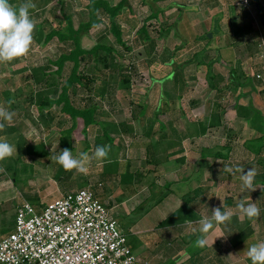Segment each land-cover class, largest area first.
Here are the masks:
<instances>
[{
  "label": "crops",
  "instance_id": "crops-1",
  "mask_svg": "<svg viewBox=\"0 0 264 264\" xmlns=\"http://www.w3.org/2000/svg\"><path fill=\"white\" fill-rule=\"evenodd\" d=\"M220 1L222 0H147V3H152L153 8H155L157 2H168L170 12L166 14V16L164 15V19H166L165 21L167 23L171 22L168 24L170 26L172 25L171 30H173V32L176 31L174 25L180 22L179 27L182 28L186 25L182 24V22L186 23L189 20L192 22L193 28L199 29L201 33L203 32V35L199 33L202 40L199 39L194 43L195 46H200L198 50L195 51L198 53H210L215 51L214 47H212V42L216 35H221L222 33L221 22L223 19H225V39L226 41L228 40V42L232 41L231 38L234 33L231 32L230 22H228L229 8H232L237 13L234 18H232L234 20L233 26L237 23L239 28H241L246 24L241 33L244 44L241 46L242 48H236L233 51V58L238 63H235L234 60L227 61L228 66L225 63L228 69L235 67L237 70L240 77L238 82L239 85L235 89L228 87L225 92L223 91L220 95L216 92H214L216 95H213V98L215 97L213 101H219L225 97V112L223 109L222 114V117H225V125L223 126V130H225L221 131L224 133L231 132L232 134L237 132L236 135H238L239 139L236 141L239 142L235 143V141H233L231 143L233 145L231 148L233 150L239 143V149H244L242 153L239 152L240 157H238V159H235V161L230 160L231 151L229 157L225 160V165H222L220 160L215 159L213 161V159L206 157L205 159L202 158V160H204L203 163L207 165L197 168L199 165L198 162L201 159L199 152L202 148L219 147L225 144V142H222V144L215 143L213 146L199 144V139L206 136V133L214 128L211 127L208 128L206 133L201 137L189 138L182 141V149L179 153L171 155L163 160L157 167L152 169L151 165L146 166L143 162L141 163V158H143L144 155V143L147 139L136 136V139H130L127 145V139L125 138V148L112 145L108 152L107 159L97 160L96 164L102 163L108 167L110 173L107 172V168L105 169L108 175L106 174L103 176V174H101L100 177H97L93 175L89 176V174H86L87 172H84L80 174V176H82L80 180L81 184H78V182L73 184V182H76L75 179L78 178L80 173L74 170L72 174L67 173L68 175L64 178L68 179L65 183L61 184L53 179L51 173H46L47 180L54 183V185L48 183L37 186L27 185L28 190L38 196L39 202L42 204L41 207L61 197L70 190L90 187L99 202L110 211L111 217L117 221L120 229L123 228L121 223H118L119 219L125 215L127 218L129 214L136 210H132L134 207L137 205L140 206L143 203V197L147 198L150 196L146 191V186L157 183V185L161 187L168 188L167 193L169 192V195H167V193L164 194L159 203L154 204L153 209L146 211L138 220L134 223H130L126 229L127 233L133 237L134 245H131L130 248L131 250H135V258L146 264H249L244 252L246 246L256 241L264 240V0H255L256 2L254 0H249L250 3L248 6L240 5V0H224L226 4L225 13L218 9L221 6L220 4H222ZM198 7L200 11L202 9L203 13L201 15ZM186 9L189 10V18L185 15ZM82 11L84 12L83 9ZM131 12L133 13V10ZM161 12H163V10H161ZM178 12H181V14L176 16ZM160 13H158L157 19ZM201 24H204V28L201 27ZM251 24H253V28L254 25L255 28L257 26V29H251ZM208 26L210 28L214 27L213 29L215 32L214 37L211 34L210 39L206 38V40H211L210 42L203 40V36L209 31ZM177 34L179 33H176V35ZM174 35L175 34H173V36ZM233 39L235 38L233 37ZM187 44L189 45L190 43ZM176 45L177 44L173 43L171 49L173 50ZM183 49L184 47L180 48L174 57H177V54L180 55ZM209 57L210 56L206 57V59ZM167 60L165 59L164 61L166 62ZM218 63L219 62L216 63L214 69H210L211 73L221 74L225 78L223 75L224 73L218 71L220 68V64ZM161 64L166 69L169 68L164 62H161ZM188 65H192L195 71H197L200 66L197 65L195 61H192ZM223 83L226 84L225 81ZM209 93H212V91ZM201 97L202 95L195 98L200 100L201 103L194 109L197 110L203 107V111L201 112L203 114L201 118L203 119L207 116L210 106L206 107L207 97ZM237 106H241L245 109L248 107L250 110L246 109L249 112H243L242 117H239L235 110ZM115 108L116 110L114 109L113 115L111 113L112 117L109 121L112 120L113 117H117L115 115L117 111L116 105ZM173 114L179 120L182 117L180 111L176 109H174ZM169 115L170 113H164L161 117L162 121L166 122L168 118L165 116ZM163 116L165 118H163ZM244 117L248 119H244ZM240 120H242L241 125ZM30 124L29 122V127L24 131V135L27 134L26 131H30V127H32ZM134 124L136 123L132 122L131 124L134 130L141 132L142 128ZM175 126L177 127L179 124L175 123L174 127ZM221 127L217 126L215 128ZM33 128L35 127L33 126ZM33 128L31 131H33ZM91 129H94V132L96 130L95 128ZM91 129H89V133ZM41 132L44 138L42 141L38 140V144L42 142V145H44L43 147L48 149L49 155L46 157L45 161L51 162L53 159L52 156L57 153L55 152L52 154L49 149H56L58 143L55 139L51 140L48 137L47 139L49 142L47 143L46 141L45 136L48 132L53 135L54 131L52 129L50 131L41 129ZM248 133L253 134V136L248 138ZM256 134H258V136H256ZM262 136L263 140L261 143L256 144L257 147L253 148L254 152L248 150L250 149V146L247 147L249 142H244ZM96 137L97 135L95 139ZM31 139L34 140L33 137ZM244 139L246 140L244 141ZM26 140L29 142L28 138H26ZM74 142L78 144L76 151L78 153H74L73 147L72 152L73 155H78L83 152L84 143L79 144L77 141ZM29 143L32 144L31 142ZM88 143L89 149L85 151V153L88 152L89 156H91V153L95 149L96 140L93 144H90L88 140ZM191 150H194V153L188 156ZM137 154L142 156L135 157ZM188 158L192 159V161L188 160ZM143 161L145 160L143 159ZM218 161L220 165L219 172L221 171L220 173L222 175V178H219L218 181L220 180L221 183L225 181V184L223 183L225 189L222 187L221 191L218 189L217 192L215 190L216 184L214 185L215 181L212 179L211 173H214V167ZM90 164L91 162L89 161L86 167ZM183 166L189 167L190 172L183 171ZM229 167L232 169L230 172L226 170ZM250 168L254 170L255 177L253 186L257 188L252 191H245L241 188L240 169H242V172H246ZM206 172H208V175ZM161 175L169 178V180L161 181V183L158 181ZM170 176H174V178L172 179ZM88 178L94 180L89 184L90 181ZM103 182H105V185L102 184ZM174 186L176 192L170 190V188ZM144 193L145 196L143 195ZM112 194L113 196H111ZM114 194H116L115 197ZM190 195L193 196L189 198ZM0 201L4 202L2 200ZM252 202L256 203V206L260 209V213L258 216L250 219L238 205L241 203L246 205ZM221 204L223 205L222 210H227L231 213L230 220L220 224L214 223L207 234V245L203 248L193 246L194 250L187 254L184 247L176 243V237L183 235L192 237V240H195L200 234V226L198 223H195V221H198L201 216H211V210L215 207H220ZM234 208H237L239 211H231L234 210ZM40 210L41 208L38 207L37 211ZM179 212L180 214L179 217L176 218V221H166L170 216ZM7 234L8 233H5L2 238ZM157 243H161L163 246L157 249L155 246Z\"/></svg>",
  "mask_w": 264,
  "mask_h": 264
},
{
  "label": "trees",
  "instance_id": "trees-1",
  "mask_svg": "<svg viewBox=\"0 0 264 264\" xmlns=\"http://www.w3.org/2000/svg\"><path fill=\"white\" fill-rule=\"evenodd\" d=\"M53 1L32 0L34 7L30 9V15L34 23L33 41L42 40L44 45L52 40L59 43V51L55 58H47L41 64L29 68L23 67L13 72L12 75H18L23 87L20 88L19 86L16 91L12 87L8 92L3 89L0 90L1 107L7 108L11 113V119L4 122V126L0 128V138L6 139L13 145L11 156L0 159V170L9 173V179L13 184H15V180L12 177L14 170L12 165L16 161L26 156L35 159L49 155L48 149L43 147L42 142L32 145L24 137V131L29 127V122L40 133H42L41 129L54 131L49 138L55 139L58 143L56 153L63 148L73 151L74 141L79 144L84 143L82 151H87L89 149L87 135L91 128H96L95 147L107 144L110 147L116 145L119 148H125V138L133 140L136 139V136L144 137L147 140L144 143L143 159L145 161L143 163L146 166L151 165L152 169L171 155L179 153L182 149L181 142L185 139L198 138L203 136L208 128L224 126L221 124L223 108L218 100H214L210 104L208 114L203 119L201 118L195 123L181 120L183 112L180 101L188 89L183 69L201 52H194L190 59L176 62L174 56L182 48L178 45L174 47L166 62L164 61L165 58L161 59V62L169 67V72L159 78L150 77L148 89L156 84L154 81H162L161 84L168 81L169 83L166 85L168 95L164 96L162 93L164 89L160 88V84L158 97L154 98V104L150 101L142 100V103H138L136 100H132L131 117L126 118L122 114V107L119 100H116L115 93L117 89L127 90L130 85V78L136 74L137 67L134 54H132L133 46L142 47L146 51L148 55L146 58H149L146 60L147 64L156 60L153 50L156 40L151 37L147 23L158 21L157 16L161 12L159 8H153V4H148L147 0H139L141 5L149 6L150 13L142 20L140 26L135 28L136 24L129 23L126 18L125 11H132L129 0H119L115 5H111L107 0H88L84 6V20L74 24L70 13L71 5L67 1L66 3L64 0H56L55 5L50 6ZM10 3L19 6L22 0H10ZM47 6L51 8L46 9ZM56 9L59 10V15L56 13ZM46 13L52 17V22L49 23V31L42 36L38 26L45 18L39 21L37 18L41 15L44 17ZM120 17L122 18L120 19ZM120 22H125L128 28L122 27ZM95 27L98 28L96 33L98 38L93 46L84 48L82 39ZM171 27L172 25L168 24L156 28L159 36L165 38L171 31ZM130 34L133 36L130 38L131 41L129 40ZM156 52L158 58L160 51L157 50ZM200 61L203 60L196 61L197 65H200ZM213 61L212 59L211 62ZM204 71L203 77L207 83L206 90L208 92L212 91L220 95L228 88L226 84H229L230 80L225 84L223 83L225 78L221 74L211 73L210 68ZM231 74L230 72V79L233 77ZM12 77L7 78L10 85L14 83ZM236 85L238 86L239 83ZM144 95L146 98L147 93ZM104 102L108 108L105 107ZM188 103L190 106L196 107L201 102L192 99ZM115 105L117 117L116 119L113 117L109 121L112 117L111 113L113 115L114 109L116 110ZM174 109L182 114L180 120L174 116ZM235 110L239 117H242L243 112H249L241 106H237ZM166 112L170 115L167 121L163 122L161 117ZM132 122H137L140 125L141 132L134 130L131 125ZM175 123L179 126L174 127ZM241 124L242 120H240ZM236 133L225 140L224 145L202 148L199 152L201 159L197 168L207 165L202 160L206 157L213 159V161L215 159L220 160V163L225 165V160L232 151L233 145L231 143L239 139ZM263 136L252 140L244 139V141L246 140L244 143H250L247 144V147L250 146L248 150L254 152V147L251 144L261 143ZM55 155L51 156L54 157ZM50 167L53 179L61 184L68 179L64 177L72 174L75 170L63 169L54 158L50 162ZM104 175L106 174L104 173ZM85 188L91 190L90 187ZM71 191L76 190H70L67 193ZM23 200L31 203L37 210L38 207L41 209L44 207L38 206L40 204L38 196L29 190L23 194ZM19 204L20 202L15 205L11 201L0 203V230H3L2 232L9 234L13 230L16 208ZM179 214L180 212L173 214L166 221H176Z\"/></svg>",
  "mask_w": 264,
  "mask_h": 264
},
{
  "label": "rangeland",
  "instance_id": "rangeland-1",
  "mask_svg": "<svg viewBox=\"0 0 264 264\" xmlns=\"http://www.w3.org/2000/svg\"><path fill=\"white\" fill-rule=\"evenodd\" d=\"M68 2L71 5V15H72V20L74 22V24H77V22H79L80 20H84V12L82 11V9L84 10V6L87 4L88 0H64V2ZM111 5H115L117 3V1L119 0H107ZM130 1V5L131 8L133 10L132 12H127V10L125 11L126 13V18L129 20V23H133L136 24L135 28H138L142 22V20L147 17V15L150 13V9L149 7L145 4V5H141L139 0H129ZM56 0H54L53 2L50 3V6H54L55 5ZM66 2V3H67ZM222 2V4H220L221 6L218 8L220 10L223 11V13H225L226 11V4L224 2V0L220 1V3ZM155 8H159L161 10H163V12L160 13V16L158 18V21H149L147 23V27L149 29V33L151 35V37L153 39L156 40L155 43V48L153 49L155 52V58L156 60H154L152 63L147 64L146 60H148V57L146 51L142 48V47H137V46H133L134 48L132 49V54H134V60L135 63L132 62L133 64L136 65V74L132 75V78H130V85L128 87V89H117L116 91V98L119 100L120 102V106L122 107V114L127 118V117H131V103L132 100H136V102H140L142 103L143 101H150L151 103H153L155 100V97H158V87L161 84L160 81H154V86H151L150 89L149 85H150V77H154V78H159L161 76H165L168 71L169 68H165L163 67V65L161 64V59L165 58L166 60L168 59L170 52H172L171 48L173 47V43L177 44L178 46H182L184 47L182 53L177 54V57H174V60L176 62H180L181 60L184 59H190L192 57V53H194L196 50H198V48L200 47L199 45L195 46L194 43H196L195 41L197 40H202V37L200 34L203 35V32L201 33L199 29H195L192 26V22L187 21L186 23L182 22V24H186L185 26H183L182 28L179 27L180 22H178L175 26L176 31L173 32V30L170 31V33L167 35V37L162 38L161 36H159L158 33V29L160 28L161 25H165L171 22H166L164 19V15L166 16V14H168L170 12V7H168V2H157ZM14 7H18V5H13ZM253 6V4H252ZM51 7L47 6L46 9H50ZM198 10L200 12V15L203 13L202 9L200 11V8L198 7ZM229 12V19L228 22H230V28H231V32L234 33L233 37L235 39H233V37L231 38V42H228V40L226 41L225 39V19L222 20V30H221V35H216V37H214L215 32H214V27L210 28L209 26V31L205 34V36H203V40L210 39L211 38V34L213 35V42H212V47H214L215 51L210 52V53H200L197 55V58L193 60V62L197 61V60H203L200 61V66L198 68L197 71L194 70L192 65H186L183 69L184 71V75L187 81V85H188V89L185 92V94L183 95L181 101H180V107L183 114L182 117V121L183 122H196L199 119H201V117L203 116V114L201 113L203 111V107L195 110V107H192L189 105V100L195 99L198 96H201V98L203 97H207V102H206V107L210 106L211 102H213V95H216V93L212 92L209 93L206 90V82L205 79L203 77V73L201 72H205V69L208 68H215V65L217 62H219L218 64H220V68L218 71L223 72L224 76H225V82L228 83L230 80L229 84H226L228 87H232L233 89H235L237 87L236 83L239 82L240 77L237 73V70L235 69V67H232L230 69H228V67L225 66V63L227 65V61H232L234 60L233 58V51L236 48H242L241 46H243L244 42L242 40V31H243V27L246 25L244 24L241 28H239V25L236 23L235 26H233L234 20L232 18H234V16L237 14L232 8H229L228 10ZM56 13L59 15V10L56 9ZM264 13V12H263ZM179 14H181V12H178L176 16H178ZM185 15L189 18V10L186 9ZM45 18V20H42L41 23H39L40 25L38 26L39 30L42 32V36H44L48 31H49V23H51L52 21V17L50 16V14L46 13L45 16L43 17L41 15V17L37 18V20H41ZM79 18V19H78ZM122 17H120L121 19ZM182 20H183V16H182ZM230 20V21H229ZM121 21V20H120ZM168 21V20H167ZM154 23H156L157 25H155ZM120 24L122 25V27L124 28H128V25L125 24V22H120ZM191 25V27H190ZM257 25V24H256ZM157 27V28H156ZM201 27L204 28V24H201ZM253 28V24H251V29ZM255 28V25H254ZM253 28V30H254ZM257 29V26L256 28ZM186 30V31H184ZM135 31V30H133ZM250 31V29H249ZM98 32V28L95 27L93 29L90 30L89 34L83 38V42H82V46L84 48H89L91 46H93V44L95 43V40L98 38V35L96 34ZM173 32V33H172ZM176 33H179L176 35ZM247 33V32H245ZM173 34H175L173 36ZM208 34H210V37H208ZM126 38V37H125ZM128 38V37H127ZM130 38H133V36L130 34L129 35V40L131 41ZM108 40V39H107ZM110 40V38H109ZM108 40V41H109ZM211 40H206V42H210ZM43 41L40 40L39 42H36V40L33 41L32 39V43L29 47V50L26 52V54H24L21 57L15 58L12 61L9 62H3L0 63V90H5L6 92L14 89L15 91L21 87H23L20 83L21 81L18 78V75H12L13 72L23 68V67H30L33 65H37V64H41L42 62H44L47 58H55V55L57 54V52L59 51V43H57L55 40H52L50 43L44 45L42 43ZM132 43V42H131ZM187 43H190L189 45ZM187 44V45H186ZM186 45V47H185ZM210 47V45H209ZM208 47V48H209ZM217 49V50H216ZM160 51L158 58L156 56V51ZM211 50V49H210ZM177 53V52H176ZM154 55V54H153ZM232 55V56H231ZM209 57V59H206V57ZM231 56V57H230ZM179 58V59H178ZM214 60L213 62H211V60ZM153 60V58H152ZM235 63H238L236 60H234ZM228 66V65H227ZM200 72V73H199ZM230 72L232 73L231 75L233 77H231L230 79ZM12 77V81L14 82L13 85H10L7 78ZM228 76V77H227ZM169 82H163L161 84L160 88H163L164 91L162 92L164 94V96L167 94L168 95V91L166 90V85ZM27 84V83H26ZM225 92V90H224ZM147 93L146 98H144V94ZM225 95V94H224ZM212 97V98H211ZM97 100V98H96ZM143 100V101H142ZM218 102H221V104L223 105L222 108L224 109L225 112V97L224 99H220ZM227 103V102H226ZM105 107L108 108L107 104L104 102ZM154 104V103H153ZM2 106V102L0 100V107ZM232 106V105H229ZM205 107V108H206ZM246 109L249 110V108L247 107ZM148 110V109H147ZM149 111V110H148ZM146 112V111H145ZM150 113V111L148 112ZM166 118H168V116H165ZM163 116V118H165ZM116 119V117H115ZM222 125H225V117L222 118L221 121ZM135 126H140L137 122L136 124H134ZM221 127V126H220ZM30 127V131H26V135H24L26 138H28L29 142L32 143V145H36L38 144V140L42 141L43 140V136L42 134L37 131L35 128ZM224 127L221 128H213L210 129L207 133L206 136H203L201 139H199V144L201 145H207V146H213L215 143H220L222 144V142H225V140H227L230 136H232L233 134L230 133H224L221 130H223ZM96 129V128H95ZM94 129H91L90 133L88 132V140L90 142V144H93V142L95 141V132L93 131ZM225 130V129H224ZM223 130V131H224ZM25 133V132H24ZM140 135V134H139ZM51 136V134L48 132L46 134V141L47 143L49 142L47 137L49 138ZM248 138H251L253 136V134H249L248 133ZM256 136H258V134H256ZM33 137L34 140H32L31 138ZM238 140V139H237ZM130 139L126 140V145L129 144ZM239 141H235V143H237ZM239 144V143H238ZM238 144L234 147V149L231 152L230 155V160L231 161H235V159H238V157H240L239 152H243L244 149L240 148V146H238ZM253 147H257L256 143H252L251 144ZM77 147L78 144L76 142L73 143V148H74V153H78L77 151ZM49 151L53 154L56 152V149L52 148L49 149ZM131 152V151H130ZM129 152V153H130ZM88 153V152H87ZM194 153V150H191V153L188 156H191ZM126 156V155H125ZM142 155L137 154V156L135 157H141ZM30 157V156H29ZM142 162L143 158H141ZM46 156L43 157H38L35 159H30L28 158V156L26 157H22L20 160L16 161L12 167H13V179L15 180V184H13V182L9 179V173L4 172L3 170H0V200L5 202H13L15 203V205L19 202H21L23 200V194H25V192L28 190L27 185H33V186H37L40 184H50V185H54V183H52L51 181L47 180V176L46 173L50 174V161L46 162ZM188 160L192 161V159L188 158ZM100 161V160H98ZM91 164L86 167L88 169V171L86 170V174H89V176H99L101 174H107L105 169L107 168V172L110 173L108 171V167L105 166L102 163L96 164L97 160L96 159H92L90 160ZM87 166V165H86ZM219 161L216 164V166L214 167V173H211V177L212 179L215 181L214 185H215V190L218 192V189H222V187L225 189V185H223V183L225 184V181L223 183H221V181L218 179L222 178L221 175V171L219 172ZM183 171L185 172H190L189 167H185L183 166ZM95 173V174H94ZM81 172L79 173L78 176V180H76V182L78 184H81V178L82 176H80ZM161 174V173H160ZM206 174L208 175V172H206ZM77 175V174H76ZM108 175V174H107ZM172 175V174H170ZM213 175V176H212ZM172 179L174 178V176H170ZM210 177V176H209ZM148 178V177H147ZM39 179V180H38ZM143 179V178H142ZM89 184L92 182V178H88ZM167 181L169 180V178H166L165 176L161 175V178L158 179V181ZM30 181V182H29ZM98 181V180H96ZM162 183V182H161ZM102 184L105 185V182H103ZM146 191L150 194L149 197L142 198L143 203L140 206H136L134 207L132 210L136 209L135 211H133L131 214H129L126 218L125 216H122L119 219L118 223H121L122 228L120 229L119 225V230L123 232V234L125 235V238L127 240V243L129 246H133L134 242H133V237L132 235L127 233V227L130 223H134L136 220L139 219L140 216H143L146 211H149L150 209L154 208V204H158L159 201L161 200V198H163L164 194L167 193L168 188H164L161 187L159 185H157V183L155 184H150L148 186H146ZM92 190V189H91ZM171 191H175L176 192V188L175 186L170 188ZM145 196V193L143 194ZM167 195H169V192L167 193ZM113 196V194L111 195ZM116 196V194H114V197ZM193 195H190L189 198H191ZM142 197V195H141ZM145 198V199H144ZM44 199V198H43ZM54 199V198H53ZM236 200V199H235ZM53 201V200H52ZM237 201V200H236ZM1 203V201H0ZM38 205V204H37ZM38 206H42V204H39ZM231 211H239L237 208H234V210ZM124 224V225H123ZM126 226V227H124ZM3 230H0V239L5 235L4 232H2ZM126 233V234H125ZM128 234V235H127ZM194 241L192 240V237H188V236H178L176 237V243L178 245H182L184 247V249L186 250V253H190L191 251H193V246H194ZM147 242V241H146ZM147 245V244H146ZM157 249H160L163 244L161 243H157L156 245ZM133 248V247H132ZM134 249V248H133ZM133 255L135 254V250H132Z\"/></svg>",
  "mask_w": 264,
  "mask_h": 264
},
{
  "label": "built area",
  "instance_id": "built-area-1",
  "mask_svg": "<svg viewBox=\"0 0 264 264\" xmlns=\"http://www.w3.org/2000/svg\"><path fill=\"white\" fill-rule=\"evenodd\" d=\"M239 3L248 6L250 1ZM0 264L146 263L135 258L93 191L82 188L54 199L39 212L22 200L13 230L0 240Z\"/></svg>",
  "mask_w": 264,
  "mask_h": 264
},
{
  "label": "clouds",
  "instance_id": "clouds-1",
  "mask_svg": "<svg viewBox=\"0 0 264 264\" xmlns=\"http://www.w3.org/2000/svg\"><path fill=\"white\" fill-rule=\"evenodd\" d=\"M34 7L32 0H22L18 7H14L10 0H0V63L12 61L21 57L29 50L32 43V33L34 23L31 19L30 9ZM11 119V113L5 107H0V128L4 122ZM110 146L107 144L97 145L89 156L88 153L81 152L73 155L72 150L63 148L53 157L55 161L65 170L75 169L84 173L86 165L91 159L104 160L108 157ZM13 145L6 139L0 138V159L11 156ZM231 171V167L226 169ZM255 173L252 168L246 172L240 169L241 188L245 191H252L257 187L253 186ZM238 207L243 209L248 218L259 215L260 209L255 202L243 204ZM223 205L211 210V216H201L195 223L199 224V235L194 241L195 247L203 248L207 245V234L215 224L224 223L230 220L231 213L222 210ZM245 255L249 264H264V240L256 241L246 246Z\"/></svg>",
  "mask_w": 264,
  "mask_h": 264
},
{
  "label": "water",
  "instance_id": "water-1",
  "mask_svg": "<svg viewBox=\"0 0 264 264\" xmlns=\"http://www.w3.org/2000/svg\"><path fill=\"white\" fill-rule=\"evenodd\" d=\"M208 37H210V34H208Z\"/></svg>",
  "mask_w": 264,
  "mask_h": 264
}]
</instances>
